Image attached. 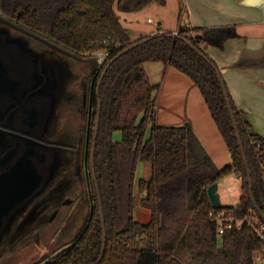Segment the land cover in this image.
Segmentation results:
<instances>
[{
  "label": "trees",
  "instance_id": "16d2710c",
  "mask_svg": "<svg viewBox=\"0 0 264 264\" xmlns=\"http://www.w3.org/2000/svg\"><path fill=\"white\" fill-rule=\"evenodd\" d=\"M166 2L0 0V9L77 56L108 54V61L97 75L91 92L95 115L102 104L95 174L107 243L99 264H255V253L262 242L254 226L258 221L264 222V138L252 130L229 93L247 165L215 69L184 40L212 61L201 43H219L235 33L232 27L181 26L178 38L173 33L159 31L132 41L119 12H139L154 3L166 5ZM140 41L145 42L125 52ZM147 62L173 66L200 88L231 153L230 165L219 168L209 156L202 154L189 124L165 126L155 122L153 86L144 68ZM94 127L93 123L91 140ZM116 132L121 133L120 140L114 139ZM140 161L149 162L152 167L150 178H141L138 186L140 205L151 212L147 223L137 221L134 215L138 198L134 181ZM248 169L256 204L251 197ZM235 172L243 183L240 203L213 207L209 186ZM91 192V212L71 245L41 264H96L99 261L103 225L93 179ZM220 210L243 220L241 229L228 230L220 236L210 215Z\"/></svg>",
  "mask_w": 264,
  "mask_h": 264
},
{
  "label": "flooded vegetation",
  "instance_id": "af4514ba",
  "mask_svg": "<svg viewBox=\"0 0 264 264\" xmlns=\"http://www.w3.org/2000/svg\"><path fill=\"white\" fill-rule=\"evenodd\" d=\"M56 46L0 9L1 261L26 249L32 235L37 245L41 232L60 222L56 234L83 202L89 216L92 179L99 199L98 135L94 154L93 147L102 104L95 115L91 92L103 66ZM72 61L91 68L77 85ZM86 112L91 125L78 132L65 121Z\"/></svg>",
  "mask_w": 264,
  "mask_h": 264
},
{
  "label": "crops",
  "instance_id": "0c3cea01",
  "mask_svg": "<svg viewBox=\"0 0 264 264\" xmlns=\"http://www.w3.org/2000/svg\"><path fill=\"white\" fill-rule=\"evenodd\" d=\"M166 1V5L154 3L142 11L126 13L128 16L129 14L137 16L135 20H131L126 15L124 21L127 24L140 23L138 14L147 11L155 17L153 19L149 16L147 19L149 24L155 23L154 29L139 30L134 37L130 35L131 40L138 41L159 31L178 33L181 26L193 29L232 27V32L235 33L232 36L219 43L202 42L201 45L204 52L220 69L237 108L245 114L252 130L264 138V0ZM126 29L130 30V28ZM148 63L152 62L145 63L144 68L147 76L149 74L152 77L153 83L151 81L150 83L153 87L158 86L155 102L161 105L162 110H159L162 113V120L166 121L170 117L189 118V125L198 142L213 162L219 168L230 165L231 153L223 136L220 137L221 132L218 127H215L211 120L212 114L200 88L188 75L173 66L153 62L154 65L147 68ZM161 71L163 78L159 74ZM148 79L150 80L149 76ZM163 88L165 95L161 96ZM164 123L158 125L166 126ZM232 176H236L242 182L236 172L232 173L218 181L219 193L221 183L226 185ZM238 190L240 194L236 201L232 198L230 206L240 203L243 183ZM220 196L222 200V195ZM222 204L224 206L223 201Z\"/></svg>",
  "mask_w": 264,
  "mask_h": 264
},
{
  "label": "rangeland",
  "instance_id": "374dc122",
  "mask_svg": "<svg viewBox=\"0 0 264 264\" xmlns=\"http://www.w3.org/2000/svg\"><path fill=\"white\" fill-rule=\"evenodd\" d=\"M150 13L151 12L147 11V12H144L142 14H138L139 15L138 18L140 19V23H138V24L134 23V22H133V24H127L124 21V18L126 17V15L128 16V14H126V13L119 12V15L121 16V21H122L123 25L125 26V28H130L131 31L128 29L129 35L134 37L135 33L139 32V30H141V31H143V29L144 30H152L156 27L155 23L149 24L147 22V19L149 16H152V18L155 19L154 15H152ZM128 17H130L131 20L132 19L135 20V18L137 16H136V14H129ZM56 48L61 50L63 53L68 51L67 49H65L63 47H62V49H60L61 47H59V45H57ZM69 52H71V51H69ZM99 53L100 52H96L94 54L85 53V54L80 55V57L83 58V60L85 59L88 61H92L93 59H98ZM86 63H80L78 61H72V65H73V68L75 71L74 73H75V75H77V80L75 82L76 85L79 84L81 81H83V79H86L87 75L90 74V71H91L90 64L88 62H86ZM150 65H154V63L153 62L148 63L146 65V67L148 68V67H150ZM159 74H161V78H163V75H162L163 72L161 71V73H159ZM148 76L150 78L149 81H151V83H153L152 77H150L149 74H148ZM157 87H158L157 85L156 86L154 85L153 90H152V94H153V97L155 100H156V96H157ZM197 91L200 94L199 90H197ZM164 95H165V90L163 88L162 92H161V96H164ZM159 109H161V105H158V103L155 102L154 112H155V122L157 124H161L163 122H165L164 124H166V126H183L186 124H190V119L187 117L186 118L185 117L184 118H180V117H178V118L172 117L171 118L170 117L168 120L163 121L161 118L162 113ZM158 113H160V114L157 117ZM69 116L70 117H67L68 119H65V121L67 123H69L70 125H72V127H74L76 132H78L80 127H82L84 125H86V126L91 125V121H92L91 113L86 112L85 117L81 113H73ZM211 120H212L213 124L215 125V127H217L212 117H211ZM151 125H152V123H150L149 126L151 127ZM219 135H220V137H222L221 134H219ZM114 139L120 140L121 139V133L116 132L114 135ZM222 143H224V142H222ZM201 151H202V154H206L207 156H209L208 153H206L205 151H204L205 153L203 152L202 147H201ZM151 174H152L151 164L149 162L140 161L138 164L136 177H135V181H134L135 194L138 197L134 215H135V219L139 222H142V223H147L151 220V212L149 210L142 208L140 205L141 196H140L139 190H138L139 180L141 178H150ZM241 183L242 182L236 176H232L230 178L229 182L226 183V185L221 183L220 194L222 195V201L224 203V206H230L232 204V202H231L232 198L234 201L237 200V198H238L237 196H238V194H240L239 193L240 191L238 190V188L240 187ZM88 213H89V204L87 202L81 203L79 205V207L77 208V210L74 212V215L71 217L70 221L68 223H66V225L64 227H62L56 234H55V232H56V230L58 228V224L60 222L57 223V225L54 226L52 229L43 230L41 232V236H40L39 241L37 240V245L35 244V241H34V235H32L31 240L28 243L29 245L26 247V249H24L23 251H19V252L15 253L14 255L9 257L8 259H5L3 261L0 260V264H41V263H43V261L46 260V258L51 257L52 255L59 252L60 250H62L66 246L71 245V243L73 242V239L76 237V235L82 229L83 224L85 222V219L88 216ZM38 244H40V245H38Z\"/></svg>",
  "mask_w": 264,
  "mask_h": 264
},
{
  "label": "water",
  "instance_id": "95a60500",
  "mask_svg": "<svg viewBox=\"0 0 264 264\" xmlns=\"http://www.w3.org/2000/svg\"><path fill=\"white\" fill-rule=\"evenodd\" d=\"M172 36L175 37V38L179 37V35L177 33H173ZM184 40L188 44H190L191 47L194 50H196L201 55V57H203L206 61H208L211 64V66L215 69V71H216V73L218 75L219 81H220V83L222 85V88H223V92H224V95H225V98H226V101H227V104H228V108H229V111H230V114H231V118H232V121H233V124H234V128H235V131H236V134H237L239 145L241 147L245 162L248 165L247 156L245 154L244 144H243V140H242V137H241L239 125L237 123L236 115H235V112H234L232 104H231V100H230V96H229V91H228L227 85L225 83V80L223 78V75H222L220 69L217 67V65H215L214 62L209 60V58L203 52H201L199 49H197L191 42H189L186 39H184ZM144 42L145 41H140V42L135 43L134 45L129 47L125 52L137 47L138 45H140V44H142ZM92 62L95 65L99 64V61L97 59H93ZM100 120H101V107L99 109V116H98L97 124H96L93 154H94V151H95L96 139H97V135H98V132H99ZM248 172H249V180L248 181H249V185H250V189H251V197H252L254 203L256 204L254 195L252 193V180L250 178V170L249 169H248ZM208 195H209V198L211 200V203H212L213 207L221 208L223 206L222 200H221V196H220V193H219V183L218 182L213 183L212 185L209 186ZM99 201H100L101 220H102V225H103V239H102L103 240V250H102L101 257H100L99 261L96 264H99L102 261L104 255H105V252H106V243H107V231H106V228H105V218H104L103 205H102L100 194H99Z\"/></svg>",
  "mask_w": 264,
  "mask_h": 264
},
{
  "label": "built area",
  "instance_id": "2783aa9c",
  "mask_svg": "<svg viewBox=\"0 0 264 264\" xmlns=\"http://www.w3.org/2000/svg\"><path fill=\"white\" fill-rule=\"evenodd\" d=\"M97 60L100 65H105L108 61V54L106 52H100ZM239 178L242 179L241 176ZM210 215L217 224L220 236L228 230L241 229L244 222L241 219L235 218L227 210L212 211ZM254 228L256 236L262 242V247L255 253V264H264V222L258 221Z\"/></svg>",
  "mask_w": 264,
  "mask_h": 264
}]
</instances>
